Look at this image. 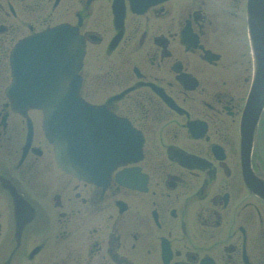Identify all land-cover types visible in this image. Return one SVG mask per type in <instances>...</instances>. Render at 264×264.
<instances>
[{
    "label": "flooded vegetation",
    "instance_id": "obj_1",
    "mask_svg": "<svg viewBox=\"0 0 264 264\" xmlns=\"http://www.w3.org/2000/svg\"><path fill=\"white\" fill-rule=\"evenodd\" d=\"M62 23L82 97L120 119V150L142 142L106 184L63 170L42 112L6 94L17 42ZM249 27L247 0H0V264H264Z\"/></svg>",
    "mask_w": 264,
    "mask_h": 264
},
{
    "label": "water",
    "instance_id": "obj_2",
    "mask_svg": "<svg viewBox=\"0 0 264 264\" xmlns=\"http://www.w3.org/2000/svg\"><path fill=\"white\" fill-rule=\"evenodd\" d=\"M249 17L260 64L245 115L248 130L264 100V0H249ZM22 54L28 60L27 65H19V70L31 81L23 87L27 101L14 102V109L44 111L47 136L67 172L90 181L107 177L123 153L114 146L118 129H111V113L105 107L86 103L79 94L84 42L77 29L63 24L22 40L12 54L14 72ZM15 86L13 83L8 89L11 97L16 94Z\"/></svg>",
    "mask_w": 264,
    "mask_h": 264
}]
</instances>
